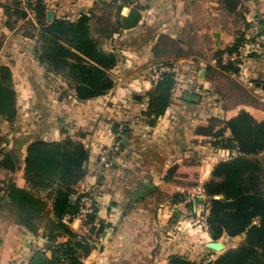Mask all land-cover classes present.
Returning a JSON list of instances; mask_svg holds the SVG:
<instances>
[{"label": "crops", "instance_id": "1", "mask_svg": "<svg viewBox=\"0 0 264 264\" xmlns=\"http://www.w3.org/2000/svg\"><path fill=\"white\" fill-rule=\"evenodd\" d=\"M41 1L53 13L48 21L46 12L48 25L61 19L74 22L82 15L91 18V37L104 54L116 58L109 72L115 86L105 96L77 100L65 73L49 70L39 59L36 50L42 27L36 14L22 7L23 0H0V65L12 66L19 94V115L13 127L0 117V134L9 141L0 148V197L5 180L33 191L25 177L29 144L21 137L26 135L30 143L70 138L81 142L90 155L85 177L76 189L94 192L97 220L111 225L102 235L87 237L89 253L79 250L84 264H170L174 255L215 262L240 246L246 234L230 238L225 233L219 241L225 250L214 252L207 244L215 241L191 222L209 204L204 186L213 179L215 168L239 155L213 148L210 138L196 132L212 118L224 120L227 116L230 120L242 110L264 122V49L245 64L243 72L252 75L245 87L257 101L240 105L234 113L231 107H221L211 91L217 68L204 64L216 47L215 39L219 40L215 33L229 38L225 31L232 17L240 15L241 23L246 24L249 17L264 14V0H240L235 12L227 9L224 0H141L135 5L141 15L139 24L115 34L111 30L118 20L131 12L128 6L121 8V1ZM18 3L27 12L25 19L16 14ZM253 31L251 27L244 33L248 36ZM169 61L177 70V92L168 113L152 128L140 118L146 100L138 103L135 98L152 89L153 70ZM187 93L198 96L199 101H187ZM125 124L131 133H122ZM119 142L122 147L117 146ZM104 152L112 153L111 169L99 164ZM8 154L15 160V173L1 165ZM250 158L264 173V151ZM259 186L264 189V174ZM36 194L47 203L45 216L38 220L42 233L55 219L53 200L47 198L48 191ZM71 228L88 235L85 225L76 219ZM45 245L41 236L18 224L9 207L0 212V264H31Z\"/></svg>", "mask_w": 264, "mask_h": 264}, {"label": "trees", "instance_id": "2", "mask_svg": "<svg viewBox=\"0 0 264 264\" xmlns=\"http://www.w3.org/2000/svg\"><path fill=\"white\" fill-rule=\"evenodd\" d=\"M119 1L122 2L121 8L128 6L131 12L127 18L118 20L117 27L111 30L113 34L119 33L120 29L137 26L141 20L139 8H135L137 3L132 0H113L115 3ZM224 3L230 12H235L241 1L224 0ZM19 5L16 14L20 19H25L27 12L20 9ZM31 10L42 27L39 33L40 47L36 50L41 63L56 73L64 72L79 101L108 94L115 86L109 72L116 58L104 54L99 49L98 41L91 37V18L82 15L74 22L61 19L48 25L47 6L41 0ZM246 21L247 31L251 27L257 31L253 39L247 40L244 35L232 47L216 53L218 66L228 72L240 74L243 65L259 56L261 49H264V14L254 15L252 21ZM225 54L236 55L237 61L223 65ZM164 64L173 65L171 62ZM178 84L175 70L164 74L144 96L135 98L138 103L146 100V108L140 118L149 127H155L158 120L168 113ZM18 115L19 94L15 88L12 66L0 65V117L8 127H13ZM216 122H221L223 126H217ZM131 131L128 124L123 126V134ZM228 131L230 135L227 137ZM196 134L210 138L211 146L215 149L237 151L239 154L219 164L213 172V179L204 186L210 204L209 236L215 242L220 241L225 233L230 238L246 234V238L240 246L215 262H207L206 259L195 261L174 255L170 258V264H264V189L259 186V179L264 173L258 163L250 158L264 151V122H258L249 112L242 110L227 121L211 119L208 125L200 126ZM25 136L21 137L23 143L29 144L25 177L33 191L20 189L11 180L1 182L3 194L0 197V212L9 207L18 224L45 240L44 254L49 257L51 264H84L79 250L89 253L87 237L100 236L111 226L106 221L97 220L96 207L95 214L84 223L88 235L76 233L71 228L79 212V201H74L73 196L79 193L76 186L85 177L89 151L81 142L70 138L59 142L35 140L30 143ZM7 142L2 134L0 146ZM39 191H48L47 198L53 200L55 216L42 233L39 232L38 220L45 216L47 203L36 194ZM217 196L222 199H215Z\"/></svg>", "mask_w": 264, "mask_h": 264}, {"label": "rangeland", "instance_id": "3", "mask_svg": "<svg viewBox=\"0 0 264 264\" xmlns=\"http://www.w3.org/2000/svg\"><path fill=\"white\" fill-rule=\"evenodd\" d=\"M241 9L242 8L240 7V10ZM239 17L240 15L233 16L231 25H228L229 29H226L225 31L226 32L225 34L228 33L229 38L226 35L222 34V32L219 33L220 36L219 40L215 39L214 41L216 47L214 46L213 48H211L210 54L206 56L207 60H205L204 62V64L207 66H210L212 64L214 67L217 68L216 74L214 73L213 75L215 83L211 91L214 93V96L217 97L216 99L220 103L221 107L223 106L228 108L231 107L230 109L231 113H234L235 110L237 111L236 108L239 107L240 105L248 104V103L254 104L257 101L255 97L252 94H250L249 90L245 87L251 82V77H252V75L249 74L250 71H247L245 72V74H243L244 69L247 70V65L245 66V64L248 61L240 69L241 71L240 74H236L234 72H228L225 69L219 67L217 64L216 53L219 50L228 49L232 47L236 42H238L244 35L247 36V34L244 33L246 29L244 32L242 30L243 28H245V25H247V21L246 24L245 22L243 24L241 23ZM249 18H250L249 21L253 20V16ZM252 33L253 34H250L247 37L245 36L247 40L253 39V36H255L257 31H255L254 29ZM248 44L246 45L248 46ZM249 47L247 48V50H249ZM164 63L166 62H163L162 64ZM168 63H170V61ZM215 119H217L218 121H227L226 120L227 116H225L224 120L218 118ZM220 123L216 122V125L219 126L221 125ZM0 141H1V134H0Z\"/></svg>", "mask_w": 264, "mask_h": 264}, {"label": "built area", "instance_id": "4", "mask_svg": "<svg viewBox=\"0 0 264 264\" xmlns=\"http://www.w3.org/2000/svg\"><path fill=\"white\" fill-rule=\"evenodd\" d=\"M38 0H23L22 7L26 11H32L31 7L35 6ZM133 3H139L141 0H132ZM260 47V45H258ZM237 56L233 55L230 56L228 54H225L222 58V64L223 65H229L235 61H237ZM176 68L175 66L171 64H160L158 65L152 73L151 76V82L152 84H156L158 81L162 79V76L166 73H173L175 72ZM245 74V73H244ZM121 143L119 142L117 146L119 147ZM99 164L101 167L111 169L113 167V156L111 152H104L100 155L99 158ZM80 194H83L80 196ZM78 193L73 196L74 201H79V212L77 216L75 217L76 220L80 221L82 224L87 222L92 215L95 214L96 209V196L94 192L87 191L85 193ZM210 214V205L208 204L204 210L201 212L199 216L192 217L191 222L196 223L201 230L204 233L209 234V223L208 218ZM74 219V220H75ZM46 250H43V253H45ZM16 264H25V263H16Z\"/></svg>", "mask_w": 264, "mask_h": 264}, {"label": "water", "instance_id": "5", "mask_svg": "<svg viewBox=\"0 0 264 264\" xmlns=\"http://www.w3.org/2000/svg\"><path fill=\"white\" fill-rule=\"evenodd\" d=\"M47 19L48 21H52L53 13L51 11L47 12ZM215 37L219 39L220 36L219 34L215 33ZM263 44H264V39H263ZM185 99L187 101L195 102V101H199L200 98L194 94L187 93L185 95ZM1 165L5 167L8 171H10L11 173L16 172V163L11 154H8L6 156V158L1 162ZM207 248L217 253H221L225 250L224 245L219 241L208 243ZM31 264H51V261L45 254L40 252V253H37V255L33 258Z\"/></svg>", "mask_w": 264, "mask_h": 264}]
</instances>
